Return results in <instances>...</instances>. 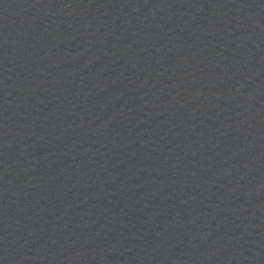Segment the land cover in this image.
<instances>
[{
  "label": "water",
  "instance_id": "water-1",
  "mask_svg": "<svg viewBox=\"0 0 264 264\" xmlns=\"http://www.w3.org/2000/svg\"><path fill=\"white\" fill-rule=\"evenodd\" d=\"M0 264H264V0H0Z\"/></svg>",
  "mask_w": 264,
  "mask_h": 264
}]
</instances>
